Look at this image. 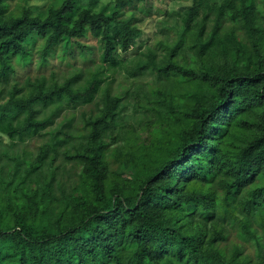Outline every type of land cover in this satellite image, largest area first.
Returning a JSON list of instances; mask_svg holds the SVG:
<instances>
[{"label":"trees","instance_id":"1","mask_svg":"<svg viewBox=\"0 0 264 264\" xmlns=\"http://www.w3.org/2000/svg\"><path fill=\"white\" fill-rule=\"evenodd\" d=\"M170 1L0 0V137L49 136L0 173V264H264V0ZM144 18L173 35L147 45ZM54 60L61 80L40 72ZM120 70L157 78L138 126Z\"/></svg>","mask_w":264,"mask_h":264},{"label":"rangeland","instance_id":"2","mask_svg":"<svg viewBox=\"0 0 264 264\" xmlns=\"http://www.w3.org/2000/svg\"><path fill=\"white\" fill-rule=\"evenodd\" d=\"M77 2V6H81V5H89L92 8H94L95 12L101 11V10H106L109 11L110 9H112V7L115 5L116 0H76ZM177 2H180L179 4ZM175 1V2H168L167 6L169 8V10L176 5H180L181 4V0L180 1ZM167 18V16H166ZM145 19V18H144ZM158 19L162 20L161 17H158ZM155 20H157V18H155ZM151 22V20L149 19H145L141 25L144 26L145 30H146V37L148 38L149 36L151 37V39L149 40V42H147V45H153L154 42H156L158 40L157 37H169L170 35H173V33H170L169 31H161V25L157 24L156 21ZM168 26H170V24L172 23V19L169 18L168 20ZM158 27L159 26V31H153L151 28L153 27ZM155 32V33H153ZM244 35H241L240 38H243ZM246 37V36H245ZM140 50H143L140 49ZM158 53H157V57L156 59L161 58V55L164 53V49H161V47H158ZM133 53H129L128 57L133 56ZM35 61V60H34ZM79 61H77L78 63ZM53 65H48L45 69H43L44 71H40L41 73H45L46 77H50V72L52 71L53 73H55V77L58 80H61L65 74H68L69 71H71V69L69 71H67L69 68H67L63 62H59L57 60L52 61ZM34 62L32 63V67H29V69H27V72H29L30 76L32 77L34 75V73H37V71H35V68L33 67ZM52 69H49L50 67H52ZM21 72H25V70H22ZM107 75H109L110 77V93L111 94H118L120 96H122V103L124 104L123 106V113H122V121L124 124L130 123L131 125L134 126H138V118L142 117L143 114V104H136L135 102L137 100H143L144 99V91L147 89V86L149 84H152L153 82H155L157 80V78L154 77V74L149 73V71L146 70V72L143 75H135L134 78L131 77V74L128 75L127 72H125L124 70H120L119 72H115V73H111V72H105ZM163 83V81L161 82ZM146 92V91H145ZM136 100V101H135ZM101 102V95L100 93L97 94L96 96V102L95 103H100ZM91 106L92 109L97 110L98 106L96 105H89V106H85L84 110H87L89 107ZM72 116V120H73V124L77 125V129L75 130L74 128L72 129V131L74 132L75 137L77 136L78 132L80 131V128L82 126V123L80 121V112L76 111V112H72L71 109H68L66 111H64V114L60 115L59 118L56 119V121L60 122V124L62 125L63 122H67L68 118H70ZM58 123H56V125H54L56 128L54 131L57 130V128H59V126L57 125ZM49 136L48 135H41V136H35L33 138H27L23 143H14L12 144L11 142H9V140L5 137L2 136L0 137V151L3 148H6L8 150V153H6V156L2 155V162L0 160V173L3 172V178L7 179L6 177V172H7V165H11L13 163V159H12V154L14 152H22V149L24 147L30 149L31 153L36 154L37 152V148L38 146L42 145L43 143H45L48 140ZM79 142V138L74 139H70L68 142H65L64 144L59 146V151H63L64 149H68L69 151H73L76 149V146ZM62 159H64V155L59 156V158L56 159L55 161V165H59V170H58V174H57V179L60 180L62 183H64V187L65 189L69 190V185L71 183V181L74 179L75 175H74V163H72L71 160H67L66 162H64ZM73 164V165H72ZM20 170L17 169V173ZM121 173L124 177H130L131 176V170L127 169V168H123L121 170ZM63 186V185H62Z\"/></svg>","mask_w":264,"mask_h":264}]
</instances>
